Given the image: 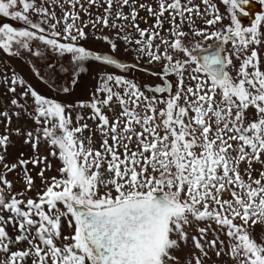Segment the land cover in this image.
Instances as JSON below:
<instances>
[{
  "label": "snow or ice",
  "instance_id": "6c2138e0",
  "mask_svg": "<svg viewBox=\"0 0 264 264\" xmlns=\"http://www.w3.org/2000/svg\"><path fill=\"white\" fill-rule=\"evenodd\" d=\"M249 2L222 0L225 26L212 0H0L23 25L0 23V52L66 61L63 78L46 65L63 84L32 67L58 95L87 61L140 68L108 35L110 53L86 48L89 28L159 66L152 84L105 72L74 104L0 76V264H264V14L242 27ZM13 109L31 124L13 129Z\"/></svg>",
  "mask_w": 264,
  "mask_h": 264
},
{
  "label": "rangeland",
  "instance_id": "374dc122",
  "mask_svg": "<svg viewBox=\"0 0 264 264\" xmlns=\"http://www.w3.org/2000/svg\"><path fill=\"white\" fill-rule=\"evenodd\" d=\"M196 2L199 3L200 0H196ZM212 2L217 5L219 13L224 17L222 24L225 26L230 25V14L227 13L226 11L227 6L223 5L222 0H212ZM55 10L57 12V15L61 14L59 7H56ZM93 12L95 13L96 9H93ZM140 15L144 17L145 13L141 11ZM2 22L12 23L16 27L23 26L19 22L8 21L6 19L0 21V23ZM140 26L146 27L144 23H141ZM200 26L203 27L204 25H200ZM165 27L167 28V25H165ZM262 28H264V25H262ZM87 31L90 33L89 39L86 42H83L85 43L86 48L90 50L98 51L101 54L110 53V47L107 45V43L102 40H98L96 38L98 36H101V34L108 35L109 39L112 40L113 42H116L118 45V51L114 54V58H119V60L125 64H134L139 62L140 68L131 69L125 72L124 70L115 68L112 65H102L99 62L87 61L85 62L84 71L80 72L77 75L76 84L71 86L72 87L71 95L66 96L63 93H60L58 95L55 91L50 90L47 86V83L40 81L36 76H34L32 72V67L36 66L45 78L51 76V82L63 84L67 81L65 79L57 80V73L62 78L67 76V73L61 71V65H63V67L65 68L69 67L66 61H60L59 63H57L58 58L55 57V55L50 52L47 53V55L49 56L48 60H37V58L31 57L28 54H24V56L22 57H9L3 52H0V76L3 75L10 76L12 72H15L18 76H22L23 78L31 82L35 87H37V89L41 93L45 95L53 96L58 100L66 101L68 103H73V104L76 103L77 101H89L92 97V93L94 89L98 86L99 78L101 74L105 72L116 73V74L122 73L125 76H127V78L141 84L154 83V78L151 76V72L153 70H159L158 65L149 64L146 60L141 61L140 58L136 55V53L133 51H125L124 42L117 40L115 33L112 32L111 30H105L103 28H100L94 31L93 29L89 28L87 29ZM93 32L94 34H92ZM262 35H264V32H262ZM189 40L191 43L195 42L191 37L189 38ZM212 43L213 41L203 42V46L207 47L209 44ZM257 47L260 48V46ZM261 56L264 57V48L261 49ZM48 63H52L56 67L57 73H52L51 70L46 67ZM6 87H7L6 85L0 87V106H4L7 103V95L5 94ZM14 112L15 109H13V119H12L13 129H15V127L17 126V122H19L21 125H25V127L31 124V120L28 118L27 114H25L24 118H19L15 116ZM77 114H83L87 116L90 113L89 110L87 109L83 110L82 113L81 110H77V112L73 113V116ZM26 120H27V124L25 123ZM88 123L92 125L91 120H89ZM13 141H14V146L8 149L9 162H11V158L15 156L18 153V151L21 150L22 148L20 140L16 138L15 135H13ZM23 151L25 153H29V154L31 153V149L28 147H23ZM41 151L43 152L44 149L41 148ZM56 166H57V162L53 161V168H55ZM2 171L3 169L0 168V172ZM33 175H35V172H33ZM47 175L53 176L56 175V172L54 170L49 171ZM8 179L14 181L15 177L13 175H9ZM36 183L37 185H39V180H37ZM22 187L23 186L21 184L19 183L16 184L17 189H22ZM35 191L36 190L34 189L33 195L35 194Z\"/></svg>",
  "mask_w": 264,
  "mask_h": 264
},
{
  "label": "water",
  "instance_id": "95a60500",
  "mask_svg": "<svg viewBox=\"0 0 264 264\" xmlns=\"http://www.w3.org/2000/svg\"><path fill=\"white\" fill-rule=\"evenodd\" d=\"M247 15L238 14V20L242 27H250L257 15L264 14V5L260 0H250L249 4L245 6Z\"/></svg>",
  "mask_w": 264,
  "mask_h": 264
}]
</instances>
